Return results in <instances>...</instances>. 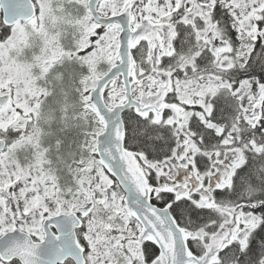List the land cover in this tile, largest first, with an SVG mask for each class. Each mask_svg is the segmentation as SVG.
<instances>
[{
	"label": "snow or ice",
	"instance_id": "snow-or-ice-1",
	"mask_svg": "<svg viewBox=\"0 0 264 264\" xmlns=\"http://www.w3.org/2000/svg\"><path fill=\"white\" fill-rule=\"evenodd\" d=\"M0 264H264V0H0Z\"/></svg>",
	"mask_w": 264,
	"mask_h": 264
}]
</instances>
